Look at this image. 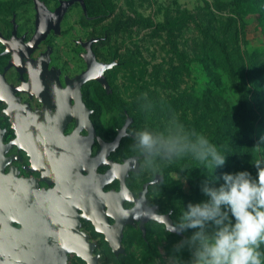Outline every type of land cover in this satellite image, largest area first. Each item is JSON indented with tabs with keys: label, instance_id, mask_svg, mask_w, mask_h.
<instances>
[{
	"label": "rangeland",
	"instance_id": "1",
	"mask_svg": "<svg viewBox=\"0 0 264 264\" xmlns=\"http://www.w3.org/2000/svg\"><path fill=\"white\" fill-rule=\"evenodd\" d=\"M41 1L50 15H54L67 0ZM36 16L34 0H0V35L12 40L16 29L17 36L23 38L24 43L28 42L36 32ZM90 41L99 62L115 63L105 72L109 92L96 80L81 87L82 98L92 111L90 117L97 137L113 141L130 115L133 122L128 132L144 128L164 131L175 117L186 130H195L211 141L215 135L214 119L218 118L221 123L222 115L229 112L237 115L224 120L221 138L227 136L230 145L222 142V148L217 147L226 155V163L217 167L212 175L219 178L224 173L239 171L256 175L251 163L264 158L261 142L264 137V73L254 71L253 65L264 56V0L78 1L66 11L60 32L51 31L31 58L38 60L50 50L48 72L53 68L58 70L65 85L67 78L87 70L85 56L88 52L84 44ZM11 59L12 53L7 52V46L0 39L1 72L7 71ZM6 77L10 84H19L15 68L9 70ZM143 94H147L152 105L149 111L142 107ZM20 97L32 107L41 108L37 99L30 100L23 94ZM7 108L8 104L0 101V127L6 131V143L17 139L6 114ZM75 128L76 122H73L66 134H72ZM81 135L88 136V131L84 130ZM132 143L131 136L125 138L110 160L123 163L129 157L139 156L131 149ZM257 145L261 147H255ZM99 150L96 141L93 155ZM12 154L23 159L22 164L15 166L24 178L40 180V173L26 170L25 166L31 163L25 150L15 146ZM139 163V172L127 178L128 186L138 195L145 183L161 178L149 188L147 203L157 206L160 214L171 213L174 222L188 203L207 199L201 191L206 181L211 187L223 183L222 179L214 181L200 175L207 170L191 157H186L182 165L177 160L162 163V176L157 174L156 177L141 168V159ZM108 169L99 168L98 173ZM176 174L180 180L176 179ZM41 187L46 189L47 186L43 183ZM119 189L117 180L107 185L105 191ZM81 221V230L96 244L93 254L98 257L97 264H169L173 255L179 256L184 264L191 259L187 248L180 253H174L173 249L194 230L168 233L162 224L149 221L144 235L136 222L124 228V253L115 255L105 235L97 232L91 221ZM67 264L88 263L71 253Z\"/></svg>",
	"mask_w": 264,
	"mask_h": 264
},
{
	"label": "water",
	"instance_id": "2",
	"mask_svg": "<svg viewBox=\"0 0 264 264\" xmlns=\"http://www.w3.org/2000/svg\"><path fill=\"white\" fill-rule=\"evenodd\" d=\"M78 1L84 3V0L63 1L54 15H50L44 2L34 0L37 10L34 36L24 43V39L17 36L16 29L12 40L0 35L7 52L12 53L6 70L15 67L21 74L30 75L27 86L13 88L0 74V100L5 99L9 105L6 113L17 135L15 141L4 145L5 130L0 128V264H67L71 253H76L88 264H97L98 257L93 254L96 244L89 242L88 235L81 231L82 218L91 221L96 231L105 235L114 254L119 255L124 253V228L139 222L145 235V225L152 221L146 215L150 211L158 213L157 206L147 203L149 188L153 186L151 182L143 185L138 197L127 184L129 175L139 172L141 158L132 156L123 163L109 159L122 141L129 137L127 133L133 122L132 117L127 115L124 126L113 141H105L96 136L90 117L92 111L82 98L81 87L91 80L100 82L110 91L105 72L112 69L115 63L99 62L92 49L93 41L84 44L88 52L85 56L87 70L66 79V90L73 88L75 93L62 101L57 93L63 88L60 72L53 68L49 73L53 78L52 84H44L43 80L48 71L50 50L38 60L31 59L32 53L51 31L60 32L66 11ZM12 44L21 51L22 59ZM25 60L37 70L36 76L30 69L18 65V61ZM17 90L30 91L39 97L44 103V110L33 111L28 104L22 105L14 96ZM33 91L37 94H33ZM44 92L51 94V101L44 98ZM73 101L76 110L60 118L63 107L66 104L72 106ZM53 108L59 116L53 113ZM74 119L75 130L65 135L64 131ZM84 130L88 131V136L81 135ZM96 141L100 150L93 155ZM14 146L28 153L31 165L27 169L40 173V180L19 178L15 168L8 174L4 172L5 167L16 159L15 156L6 157ZM103 167L109 169L105 173H98V169ZM116 180L120 183L119 191H105L106 186ZM156 180L158 183L161 178L157 177ZM40 181L54 187L42 189ZM126 203L133 204V207L126 208ZM163 215L174 223L169 214ZM110 218L114 220L113 224Z\"/></svg>",
	"mask_w": 264,
	"mask_h": 264
},
{
	"label": "clouds",
	"instance_id": "3",
	"mask_svg": "<svg viewBox=\"0 0 264 264\" xmlns=\"http://www.w3.org/2000/svg\"><path fill=\"white\" fill-rule=\"evenodd\" d=\"M141 99L145 101L142 107L151 110L147 94ZM127 136L133 139L130 147L141 158V168L150 171L154 177L162 176V163L171 164L190 156L199 161L207 173L212 170L208 175L214 181L223 180L218 187H211L206 181L201 191L207 199L188 203L174 223L157 212L150 211L146 215L162 224L168 233L194 230L190 237L174 246V253L187 248L191 259L186 264H264V158L251 163L256 169L255 176L248 171H239L216 178L212 174L226 163V155L204 135L186 130L175 117L164 131L133 129ZM261 142L264 143V137ZM176 179L180 180L177 174ZM151 184L155 186L157 180L154 178ZM169 264L184 262L173 255Z\"/></svg>",
	"mask_w": 264,
	"mask_h": 264
},
{
	"label": "flooded vegetation",
	"instance_id": "4",
	"mask_svg": "<svg viewBox=\"0 0 264 264\" xmlns=\"http://www.w3.org/2000/svg\"><path fill=\"white\" fill-rule=\"evenodd\" d=\"M27 43V42H26ZM15 45V44H14ZM13 44H12V47L14 48V49H18L17 48V46L15 47ZM20 51V50H19ZM20 54V59H22L21 57H22V55H21V53H19ZM32 59V58H31ZM32 60H34V59H32ZM18 63H19V66H22L23 68H25V69H30L32 72H33V75L36 73V69L35 68H33V67H31V62H28V61H23V62H19L18 61ZM12 68H15V67H12ZM12 68H10V69H8L7 71H3V72H1L0 71V74H2L4 77H5V79H6V82L9 84V85H11V86H13V88H22V87H25V86H27V84L30 82V75L28 74V73H24V74H21L16 68V70H17V72L19 73V84L18 85H13V84H10L9 82H8V80H7V77H6V73L9 71V70H11ZM50 72H52V69H51V71H47V73L46 74H44V84H46V83H49V81H52V77L49 75V73ZM61 76L59 75V78H60ZM60 82H61V84H62V87H63V89H66L67 88V85L65 84H63L62 83V81H61V78H60ZM26 89H27V87H26ZM18 91H20V92H18ZM46 93V92H45ZM20 94H23V95H26V96H28L29 97V99L30 100H34V99H37L38 101H39V103L41 104V108H34V107H32L31 105H30V103H27V102H23V100H22V98L20 97ZM33 94H37V92L36 91H33ZM14 96L16 97V98H18L19 100H20V103L23 105V104H28V106H29V108H31L33 111H43L44 110V103L40 100V98L39 97H37L36 95H32L31 93H30V91L29 92H26V91H23V90H17L15 93H14ZM43 96H44V93H43ZM1 102H6V100L4 99L3 101L2 100H0ZM64 101V100H63ZM7 103V102H6ZM8 104V103H7ZM66 104V103H65ZM74 101L71 103V105L72 106H74ZM9 106V105H8ZM8 109V108H7ZM6 109V110H7ZM52 111H53V113L54 114H57V112H56V110L53 108L52 109ZM7 114V113H6ZM10 117V116H9ZM73 122H76V120L74 119L70 124H72ZM69 124V125H70ZM69 125H68V127H69ZM68 127H67V129H68ZM1 128V127H0ZM2 129V128H1ZM66 129V130H67ZM4 130V129H3ZM65 130V131H66ZM64 131V134L65 135H68V134H66V132ZM5 135H6V131H5V133H4V136H3V143H4V145H7V144H9V143H11V142H8V143H6L5 142ZM13 148H15V146L13 147ZM13 148H11V150L6 154V157H12V156H15L16 157V159L11 163V164H9L8 166H6L5 167V170H4V172L6 173V174H8V173H10L11 172V170L13 169V168H15V169H17L18 170V172H19V174H18V177L19 178H24V176L21 174V170L17 167V166H15V164L16 163H18V165H20V164H22V161H23V159L19 156V155H14V154H12V155H10V152L12 151V149ZM22 153H24V152H22ZM97 155V154H96ZM109 159H110V157H109ZM31 164H29V165H27V166H25V168H26V170L27 171H29L27 168L30 166ZM29 172H31V171H29ZM31 173H37V172H31ZM36 179V178H35ZM117 181V180H116ZM115 182V181H114ZM46 184V190H48V189H51V188H53L54 187V185H49V184H47L46 182H42V181H40V188H42L41 187V184ZM128 184V183H127ZM130 188V187H129ZM42 189H44V188H42ZM136 195V194H135ZM139 195V194H138ZM138 195H136V197H138ZM127 204H129V203H126V205ZM126 205H125V207H126ZM133 207V204H132V206L131 207H129V208H132ZM126 208H128V207H126ZM80 213H82V212H80ZM82 219H84V218H82ZM85 220V219H84ZM86 222H89V221H86ZM92 223V222H91ZM110 223L111 224H113L114 223V220L113 219H111L110 218ZM81 224H82V221H81ZM82 228V227H81ZM96 230V229H95ZM82 231V230H81ZM83 232V231H82ZM85 233V232H84ZM86 234V233H85ZM89 237V236H88ZM89 242H91L90 241V239H89ZM91 243H93V242H91Z\"/></svg>",
	"mask_w": 264,
	"mask_h": 264
},
{
	"label": "trees",
	"instance_id": "5",
	"mask_svg": "<svg viewBox=\"0 0 264 264\" xmlns=\"http://www.w3.org/2000/svg\"><path fill=\"white\" fill-rule=\"evenodd\" d=\"M254 60H256V59H254ZM259 59H257V62L255 63V65H253V70L254 71H260V73L261 74H263L264 73V56H263V59L259 62L258 61ZM261 64V65H260ZM237 115V114H236ZM235 114H233V113H229V112H226L224 115H222V119H223V122H221V123H219L218 121V118H216V119H214V126H215V128H214V133H215V135L213 134V137H212V139H211V143H213V144H215L217 147H221L222 148V142L223 143H227V146H229L230 145V142H229V139L227 138V136H224L223 138H221V133H222V127L224 126V124H225V122H224V120L225 119H227V118H231V117H235L236 116ZM224 139V140H223ZM226 146V147H227ZM188 158V157H187ZM189 158H190V156H189ZM177 162H179L181 165L182 164H184L185 163V158L184 159H180V160H177ZM233 166H235V163L234 162H232V161H229ZM211 169H209L208 170V173H207V171L206 172H201V174L200 175H205V177H207V178H210L209 177V175H210V173H211ZM209 174V175H208Z\"/></svg>",
	"mask_w": 264,
	"mask_h": 264
},
{
	"label": "bare ground",
	"instance_id": "6",
	"mask_svg": "<svg viewBox=\"0 0 264 264\" xmlns=\"http://www.w3.org/2000/svg\"><path fill=\"white\" fill-rule=\"evenodd\" d=\"M17 50V49H16ZM18 51V57H20V54L19 53H21V51H19V50H17ZM18 65H19V63H18ZM34 76H36V73H35V75ZM52 82L53 81H49V83H46V84H52ZM68 88V87H67ZM66 88V89H67ZM66 89H61V90H59V92H57L58 93V95H60L61 96V98L63 99V100H65V98L67 99V97H73V95H74V90H73V88L71 89H69V90H66ZM44 98L46 99V100H48V101H51V99H52V97H51V94H49L48 92H44ZM62 100V101H63ZM76 110V108L74 107V106H69L68 104H66L64 107H63V110H61L60 112H61V116H60V118L62 117V116H64L67 112H74ZM58 112V111H57ZM55 115H57V116H59L58 115V113L57 114H55Z\"/></svg>",
	"mask_w": 264,
	"mask_h": 264
}]
</instances>
